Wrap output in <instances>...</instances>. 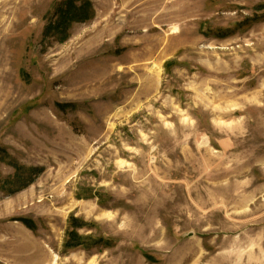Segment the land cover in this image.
Segmentation results:
<instances>
[{
    "label": "rangeland",
    "instance_id": "obj_1",
    "mask_svg": "<svg viewBox=\"0 0 264 264\" xmlns=\"http://www.w3.org/2000/svg\"><path fill=\"white\" fill-rule=\"evenodd\" d=\"M65 1L0 0V264H264V0Z\"/></svg>",
    "mask_w": 264,
    "mask_h": 264
},
{
    "label": "trees",
    "instance_id": "obj_2",
    "mask_svg": "<svg viewBox=\"0 0 264 264\" xmlns=\"http://www.w3.org/2000/svg\"><path fill=\"white\" fill-rule=\"evenodd\" d=\"M79 3V4H78ZM264 6V5H262ZM260 6L259 9H263ZM95 16L93 4L88 0H66L55 8V12L46 27V36H52L59 40L60 43L65 42L69 35L70 27L75 23H86ZM262 18V17H261ZM43 169H33L32 172L40 173ZM29 185L27 183L26 187ZM30 230H35L36 226L31 220H21ZM87 227L84 221L71 217L69 220V230L67 231L65 248L69 249H87L96 247L99 241L86 238L79 233V230Z\"/></svg>",
    "mask_w": 264,
    "mask_h": 264
},
{
    "label": "bare ground",
    "instance_id": "obj_3",
    "mask_svg": "<svg viewBox=\"0 0 264 264\" xmlns=\"http://www.w3.org/2000/svg\"><path fill=\"white\" fill-rule=\"evenodd\" d=\"M175 30H177V29H175ZM57 257V256H56ZM54 260V259H53ZM57 260V259H56ZM54 264V263H53Z\"/></svg>",
    "mask_w": 264,
    "mask_h": 264
}]
</instances>
